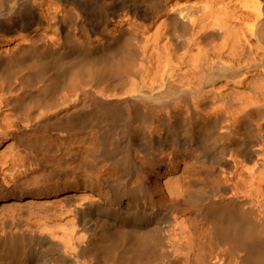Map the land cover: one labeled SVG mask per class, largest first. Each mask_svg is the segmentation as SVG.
<instances>
[{"label": "bare ground", "instance_id": "bare-ground-1", "mask_svg": "<svg viewBox=\"0 0 264 264\" xmlns=\"http://www.w3.org/2000/svg\"><path fill=\"white\" fill-rule=\"evenodd\" d=\"M0 264H264V0H0Z\"/></svg>", "mask_w": 264, "mask_h": 264}]
</instances>
